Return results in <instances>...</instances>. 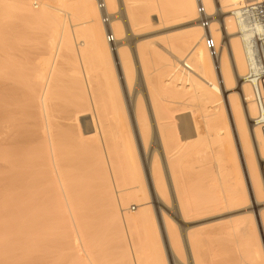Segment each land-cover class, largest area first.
Here are the masks:
<instances>
[{"label":"bare ground","instance_id":"obj_1","mask_svg":"<svg viewBox=\"0 0 264 264\" xmlns=\"http://www.w3.org/2000/svg\"><path fill=\"white\" fill-rule=\"evenodd\" d=\"M252 1L202 0L206 12L213 16L210 31L219 47L214 59L202 41L204 30L196 21L195 0H103L110 14L109 27L102 23L96 0H55L56 6L50 0H0V27L9 20L12 23L16 16L28 25L43 24L47 33L41 58L29 75H25L11 43H0V264H17L20 258L23 262L19 264H42L48 256L53 259L50 263L55 264L59 248L71 255L77 252L74 260L81 258L85 264H99L107 251H103L100 259L97 251L101 248L97 251L95 248L100 242L104 245L105 240L111 247L119 242L120 251L118 256L115 254L119 258L115 260L120 259L122 264L163 263H159L152 243L156 234L155 239L152 235L158 231L153 230L156 228L153 206L147 202L148 197L142 196L147 194L146 184L154 209L163 220L165 234L162 233L169 245L166 251L174 264H184L174 252V241L180 238L176 223L186 224L189 217L222 204L208 162L211 152L219 156L217 168L226 195L224 204L239 205V210H249L250 217L257 211L264 230V135L253 123L256 106L251 88L244 80L245 47L233 16L238 6ZM118 7L119 18L115 16ZM69 15L73 22L82 20L79 25L83 29L74 32L71 28L76 25L66 20ZM182 19L192 25L181 31V38L172 39L174 34L169 35L168 40H172L168 41V47L161 46L159 40L160 48L151 44L154 40L135 45L139 67L134 71L127 42L154 25ZM108 31L114 36L113 44L106 42ZM77 39L81 41L75 42ZM151 56L157 60L151 63L153 71L148 73ZM110 60L119 65L131 105L128 112L115 104L120 99L118 91H112L116 80L113 84L105 70L111 69L107 67ZM59 66L68 67L75 86L66 90L70 96L65 91V95L56 91ZM134 78L148 97L149 109L144 107L143 95L134 97ZM114 96L118 98L114 100ZM128 114L131 120L133 114L135 132ZM175 118L178 131L174 129ZM234 140L245 164L244 176L236 160ZM187 155L200 159L202 165L194 161L196 166L201 165L195 170L203 168L204 176L210 175L211 184L199 203L193 202L187 185L184 186ZM131 200L135 201L134 212L128 209ZM18 204L22 206L17 207H23L22 223L17 220L15 224L12 219L8 225L6 220L11 213L8 207ZM53 216L58 218L54 223H59L55 231L61 232L57 250L54 245L57 236L53 234L54 239L45 236H49L47 230L56 226L51 227L49 219ZM97 217L102 219L99 229L105 235L99 244ZM11 223L17 228L12 229ZM18 224H22L19 229ZM242 226L234 228L240 236L237 248L241 258L235 263L246 264L250 260L264 264L259 242L251 240L250 232L256 225L251 229V225ZM12 230L17 232L13 237ZM228 232L230 235H223L232 240V229ZM186 234L189 247L194 245L189 250L195 258L201 245L200 235ZM12 238L17 239L14 242L18 245L11 242ZM49 240H53L54 248L49 246ZM7 246L14 249L10 252ZM193 257L191 264H203L198 256Z\"/></svg>","mask_w":264,"mask_h":264},{"label":"rangeland","instance_id":"obj_2","mask_svg":"<svg viewBox=\"0 0 264 264\" xmlns=\"http://www.w3.org/2000/svg\"><path fill=\"white\" fill-rule=\"evenodd\" d=\"M50 4H52V5H55L56 4L57 5V3L55 2V0L54 1L50 0ZM118 9H119V7L116 8V14H115V16H117L119 18V12L120 11ZM54 13H55V11H54ZM55 14H59V13H55ZM59 15L61 17H63V14H59ZM214 18H215V16H214ZM66 20L70 21L71 20V15L66 16ZM215 20L217 21L216 18H215ZM10 21L11 20L7 21V24H3V26L0 27V43H11L12 49H14L17 52V54H18V62L22 66L25 75H29L31 73V71H33L36 68L37 63L39 62V60L41 58L42 50H43L44 44L46 43L45 39L47 40V37H46L47 36V33L44 31V29L46 27L43 24H40V25L30 24V25H28V23H26V22H21L22 20H19L18 18H16V16L12 19V21H13L12 23ZM176 21L177 20H175V22L172 21V23L171 22L169 23V21H168V23H166V25L165 24L164 25L161 24L162 26L159 25V24H158L159 26L158 25H154L151 28L145 30V32L143 31L142 34L138 35L132 41H128L127 42V45L129 47L128 48L129 49L128 50V53H129L128 57L130 58V62L132 63V66H134L133 67L134 68V71H136L137 70L136 68L139 67V63H137L138 60L136 58L137 55H136L135 50H134L135 45H137L139 43H143V42L144 43H147V41H149V40H150L149 41V43H150V42H152L151 40H154L151 44L154 45L156 43L157 45L156 44H155L156 46L154 45L156 48H160L161 43H162L161 46H163V44H165L164 46L165 47H168V44H169L168 41L169 40H172L175 37L176 38H181L183 36L182 35L183 32H181V31H184V29H187L190 25H192L191 23H187V20L186 19L178 20L177 22ZM81 22H83V21L82 20H77V21H74L73 22L71 20L72 25H74V24L76 25V27H73L71 29H73L74 32H75V29H77V30H78V28H79V30L80 29H83L82 26L79 25V24H81ZM83 27H84V25H83ZM172 34H174L175 36L174 35L171 36ZM168 37H170L172 39H169L168 40ZM162 38H164V39L161 41ZM157 40H159L160 45L157 42ZM77 41L80 42L81 39L75 40V42H77ZM158 50H161V49H158ZM163 53L164 52H162V56L163 57H167V55L166 54H163ZM155 57H153L154 60H153L152 56H151V58L149 57V59H148V66H147V72L148 73H151L153 71V64L154 63L153 64H151V63L153 61H156L157 60V58H155ZM150 59H152V60H150ZM106 64L104 65V69L106 67ZM109 66H111V69L112 70L110 69ZM59 67H61V66H59ZM59 67H58V69H59ZM107 67H109V68H106L105 69L106 72L108 71L107 73L109 75V76H107V78L109 77L108 79L111 80L112 82H113V80L114 81L116 80V85H115L114 89L112 88V91H114V90L116 92L118 91V94H119V97H120V99H118V100H120V102L118 100H116L115 101L116 102L115 104H116V106L119 107V109L122 108L124 110V112L125 111L128 112L129 106L131 107V105H129L128 94H127V91L125 89V86L123 88V80L121 81V77L122 76H121V73H120L119 65L117 66V63L113 60V61H111V63L109 62V65ZM149 67H150L151 70L149 69ZM110 72H111V75L109 74ZM58 73H57L58 76L56 74V76H57L56 77V83L59 86L57 88L58 90L56 89V91H59L60 93H62L64 95H65V93L63 91H65L66 92V95H69L70 96V93L69 92L67 93V91L73 89L75 86L71 82V78H70L69 73H68V67L67 66L61 67L59 69V72ZM113 84H114V82H113ZM132 86H133L132 87V92L135 95L134 97H136L138 94L140 96L143 95V96H141L142 97L141 99H142V102L144 104V107L146 109H149L150 103H149L148 97L145 94V92L143 91V89L141 87H139V83H138L137 78H134L133 83H132ZM111 87H112V84H111ZM115 97L116 96L113 97L114 100L116 98H118V97H116V98ZM173 106L175 108L177 107L176 104H174ZM188 109L189 108H187L186 110H188ZM189 110L191 111V108ZM189 110H188V112H189ZM90 111H92V113H93V110L90 109ZM130 111H132V113H133V107H132V109L130 108ZM177 114L178 113H174V115H176V116H177ZM128 116H129V114H128ZM129 119H130V125L133 126L135 124L134 123V120H133V114H132V120H131V116H129ZM131 122H132V124H131ZM173 123L175 125L174 126V129L178 131L179 130L178 120L176 118L174 119ZM132 131H133V127H132ZM134 132H135V125H134ZM231 141H232V137H231ZM234 143H235L234 146L236 147V150H237V146L239 148V145H238L237 142H235V140H234ZM238 152L239 151L237 150V154L238 155L236 154V156H237L236 157L237 158L236 160L238 162V165L240 166L239 169L243 173V176H244V175H246L245 164H244V161H243V157L241 156V153L239 155ZM193 157L190 156V155H187V157L185 158V168H186V170L184 169V173L187 172V175L186 174L185 175L187 176L188 179L185 177V175H183V178L185 177V179H186V183H184V186H185V184L187 185V187L186 186L185 187L188 188L189 196L193 200V202L199 203V202H201L203 200V196L206 193L207 188L211 184L210 181H209L210 179L208 178L210 175L206 173L208 176L207 175L204 176L205 175V170H202L203 168L202 169L200 168L199 171L195 170V168L198 169L197 166H201L202 163L198 161L200 159L197 160V156L194 157V158ZM218 157L219 156H218L217 153L211 152L210 155H209V157H208L209 161H208V159H206V160L210 164L209 166L211 167V171H213L212 172L213 173L212 176L216 178L217 193H219V196H220V198L222 200V204L219 205V206H216V207L215 206H212V207H210V208L202 211L201 213H198L195 216L189 217L188 218L189 221L186 224H183L182 225V224L176 223V226H175V228L177 229L176 231H178V235L180 236V238H178L179 240L177 239V241H174V243L176 242L175 243V247H174L175 248L174 252H175V254L179 255L180 258L177 256L179 260L180 259H181V261L184 260L183 261V263L185 262L184 264H191V262L193 260L191 258L195 255L192 250H189L194 245L191 246V247H189L190 244L186 240L187 239V234L186 233H188V232L189 233L190 232L191 233H197V234L199 233V235H200L201 245L202 246L200 245L199 247H197L198 255H196L195 258L198 256L197 259H199V261H202L203 264H209V263L210 264H236V263H238V261L241 259V258H238V257H240L239 256L240 255V253H239L240 251L237 248V240L239 239L240 236H239V233H237V234L235 233L234 228L236 226L243 228L242 225H244V224L247 227H248V225H249V227L251 225L250 229L253 227V224L256 225V226L253 227V231L254 232L251 230L252 232H250V234L252 233L251 234L252 237H251V235H250V237H251V240L252 239H255V241L252 240L253 243L254 242H255V244L257 242L260 243V244L259 243H257V244L260 245V248L262 250V255H264V230L261 229L260 219H259V216H258L257 211H254L253 212V215L254 216L252 215L253 217H250L251 215H249V213H248L249 210L248 211L247 210H241V209L239 210L238 209V208H240L239 205H232V207H231L229 205L224 204V200H225V196L226 195H225L224 190H223L224 189V186H223V183L221 181V176L219 174V169L217 168ZM138 160H139V163L141 164V156H140V154H138ZM195 160L197 162H199L201 165L198 164L196 166L197 162L195 164L194 163ZM207 161H205V162H207ZM200 171H204V172H200ZM244 179H245V177H244ZM246 182H247V176H246L245 184H246ZM146 189H147L146 190L147 191L146 192L147 193L146 196H145V194L142 195V196H144L145 198L148 197L146 199L147 202H149V203L151 202L150 203V206L151 207L153 206L152 207V210L154 211V216H155V222L154 223H156L155 224V227L156 228L155 229L153 228V230L154 231H158V232H155L154 233L153 230H150L152 233H154V235H152V234H150V235H152L153 238L155 239L154 236L156 234V239L155 240H158L159 242L157 241L156 244H155V240H154V242H153L152 239H150V240H152V243H154L153 246H155L156 249L159 248V247H161L159 250L158 249L157 250L155 249V251L158 253L157 256H158L159 263H160V261L161 262L163 261V263H161V264H174V261H173L172 257H170L171 255H169L167 253L166 248H165V247H167L168 242H167V238L164 235L165 234L164 233L165 231L163 230V220H162V217H161V215H159L160 213L158 212V214H157V212L154 209L155 208V203L152 201V198H151V196L149 194V187L147 186V184H146ZM144 202H146V201H144ZM134 203H135L134 200L129 201V204H128L129 205L128 206L129 208L128 209L129 210L131 209L130 210L131 212H134V210H135V209L132 210V207L133 208L135 207V204ZM19 205H21V204L16 205V207L14 205L15 208L13 207V205H12L13 208L12 207L11 208L8 207V210L11 209L10 210V212H11L10 214L8 213L9 211L7 212L8 215L10 216L8 219H7V216L5 215V217L7 219L6 221L9 220L8 223H7L8 225L11 222L12 219L14 220V221L12 220L13 223L16 221L15 224L18 223L17 220H19L20 222L22 221L21 219L23 218L22 217V212H23L22 209H23V207H20L21 208L20 209L19 207H17ZM54 206L56 207L57 205L55 204ZM54 206L51 205L50 207H54ZM56 209H57V207H56ZM56 209L55 208L53 209V212L55 213V215L57 213V212H55ZM51 210H52V208L49 209V211H51ZM243 215H244V218L245 219L243 218ZM100 216H102V215L99 214L98 217L100 218ZM55 217L56 216H53L54 220L51 217L49 219V220H51V222L49 221L51 223V227H52V225L53 226L56 225L54 228L52 227L54 230H50V231H54L55 233L52 232V234H50L51 232L49 230H47V232L49 233V236H48V234L45 235L48 238H50V236H51L53 239L57 236L54 239V242L59 241L58 240V237H60V235H58V234L61 233V232H58L57 233L58 230L55 231L56 227L59 228V226H58L59 223H58V225L54 223V221L56 222L57 219H58L57 217L56 218ZM98 217H97V219H99ZM97 219H96L97 229H95V230L98 231V236L99 237L97 236V241H98V244H99L100 241H103L104 240L105 235H103L104 234V231L103 230L100 231L101 229H99L100 226H101V224H102L101 223L102 222V219L101 220L100 219L97 220ZM2 221H5V218ZM52 222H53V224H52ZM50 223H48L49 229H50ZM15 224H12L11 223V225H13L12 226V229H14V226L17 228V226ZM19 226H22V224L21 225L18 224V229H19ZM8 227H11V226H8ZM161 227H162V229H161ZM9 229H11V228H9ZM151 229H152V227H151ZM231 229H232V240L231 239L229 240V237H227L228 235H230V233L228 232V230H231ZM10 232L12 234L11 235L12 237H13V234L14 233H17L16 231L14 232V230H12ZM10 232L8 234H10ZM45 232H46V230H45ZM99 232L101 233L100 235H99ZM227 233H228V235H227ZM53 234L55 235V237H53L54 236ZM223 234L227 235L226 237L228 239ZM16 237H17V235H16ZM52 238H50V239H52ZM20 239L21 238H19L18 241H20ZM225 239H226V241H224ZM15 240H17V239L15 238L11 242H14ZM45 240H47V239H45ZM52 241L53 240H49V242H50L49 246L52 245V243H51ZM107 241L108 240H105L104 241V245H103V242H100L102 244H100L99 247L97 246V248H95L96 251L99 250L100 248H101V250H102V248L104 249V250H102V252H101V250L97 251V254L100 253V256H99L100 259L102 258L101 256H102L103 251L106 250L107 253L106 252H104V253L107 254V255H105L103 253L104 254V258H102V260H99L98 259L99 257L96 254L97 256H96V259L95 260H96V262H97V260H99L98 261L99 264H117L120 259L117 260L118 262L115 259L116 258H119L117 256H118V252L120 251V247H119L120 244H118L119 243L118 241H116V242L114 241L116 243V245L114 243H112V245L114 244L113 245L114 247L113 246L111 247L110 246L111 244L110 243L108 244ZM230 241H232V242H230ZM20 242H23V241H20ZM106 242H107L108 246L106 245ZM112 242H113V240H112ZM190 242H191V240H190ZM14 243H13V245H14ZM192 243H193V241H192ZM11 244H8V246L10 245V247H13V245H11ZM56 244H57V242L54 245H56ZM157 244H158V246L159 245L160 246L157 247ZM16 245H18V244H16ZM54 245H52L53 246L52 248L55 247ZM8 246H7V248H9ZM116 246H118L119 248L117 249ZM14 247H16V246L14 245ZM17 247H19V246H17ZM57 248H58V246L56 245V250H57ZM113 248H114V250L117 249L116 251H113L114 255L111 252V250ZM12 249H14V248H11V249L9 248V251L11 252ZM192 249H194V247ZM15 251H13V253ZM63 251H64V254L62 255ZM63 251L62 250L60 251V248H59V250H57L55 252V255H57V258H58V259L55 260V261H57V263H55V264H78V263L79 264H85L83 262V260H81V258L80 259L76 258V260H74L75 259L74 256H75V254L77 255V252H75V254L73 253L74 255H71L72 253L70 254L69 251L68 252L66 250H63ZM65 251L67 253H69V255L67 253L65 254ZM16 252H18V251H16ZM19 253H21V252L20 251L18 252V256L19 257H21V256L23 257V255L21 254V256H20ZM109 254H110V256L112 254V256L111 257H108ZM115 254H117V256ZM191 254H194V255H191ZM61 255H62V257H61ZM70 255H71V257L68 259V257ZM11 256H15L16 257L17 255L16 254L15 255L12 254ZM80 256H82V253L81 252H80ZM60 257H61V259H60ZM21 259L22 258H20V260ZM64 259L67 260V261H65ZM20 260H18V261L19 262H23L22 261L23 259L21 261ZM52 260L53 259L48 256V259L47 260H44V259L42 260V264H46V263L51 264L50 262ZM205 260H207V263H206ZM235 261H236V263H235ZM19 262L17 264H19ZM120 262H122V261H120ZM53 263L54 262H52V264ZM198 263H200V262H198ZM252 263H253L252 261H250V260L247 261L246 260V264H252ZM257 263L258 262L254 261L253 264H257ZM120 264H122V263H120Z\"/></svg>","mask_w":264,"mask_h":264},{"label":"built area","instance_id":"obj_3","mask_svg":"<svg viewBox=\"0 0 264 264\" xmlns=\"http://www.w3.org/2000/svg\"><path fill=\"white\" fill-rule=\"evenodd\" d=\"M97 8L101 13L102 23L109 27V16L103 0H96ZM197 6L196 21L204 30L202 37L205 48L214 59L218 55V45L210 31V22L213 16L208 14L202 0H195ZM234 18L239 26V34L244 43L247 59L245 82L250 86L253 101L256 106L254 125L264 135V0H254L238 6L234 11ZM106 42L113 44L114 36L106 32ZM132 210L134 208L132 207Z\"/></svg>","mask_w":264,"mask_h":264}]
</instances>
